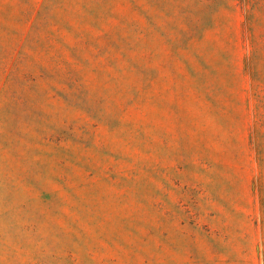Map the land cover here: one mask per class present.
Here are the masks:
<instances>
[{
    "label": "rangeland",
    "instance_id": "374dc122",
    "mask_svg": "<svg viewBox=\"0 0 264 264\" xmlns=\"http://www.w3.org/2000/svg\"><path fill=\"white\" fill-rule=\"evenodd\" d=\"M0 264H264V0H0Z\"/></svg>",
    "mask_w": 264,
    "mask_h": 264
}]
</instances>
